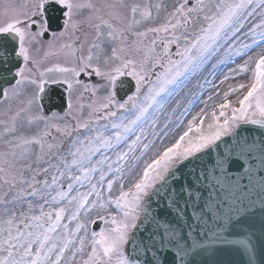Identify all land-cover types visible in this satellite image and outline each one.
I'll use <instances>...</instances> for the list:
<instances>
[{
	"label": "snow or ice",
	"instance_id": "6c2138e0",
	"mask_svg": "<svg viewBox=\"0 0 264 264\" xmlns=\"http://www.w3.org/2000/svg\"><path fill=\"white\" fill-rule=\"evenodd\" d=\"M49 33L68 66L41 70ZM49 84L62 111L45 110ZM0 104V264H184L199 245L181 233L209 214L254 254L245 200L264 191V137L238 129L264 128V0H31L0 23Z\"/></svg>",
	"mask_w": 264,
	"mask_h": 264
},
{
	"label": "water",
	"instance_id": "95a60500",
	"mask_svg": "<svg viewBox=\"0 0 264 264\" xmlns=\"http://www.w3.org/2000/svg\"><path fill=\"white\" fill-rule=\"evenodd\" d=\"M58 13V12H55ZM56 22H58L56 20ZM66 93L64 92V86L60 84H49L46 86V95L44 98L45 110L49 111L50 108L64 107V99ZM238 131L242 132V135L247 136L250 140L256 139L259 141L264 137V128L259 125H241ZM232 137H222V141L231 142ZM220 144V150H223L224 144ZM217 150H213V157ZM207 159V157H205ZM247 182V181H245ZM264 196V191L261 190L258 183L254 184L253 190L248 198L245 200V207L250 208L254 213L247 223L249 225V232L251 234L252 243L255 246V252L253 255H249L242 249H237L235 245L225 244L222 242V238L234 239L235 235L229 236L228 233L217 232V227L223 223V221L214 222L209 217H205L204 220L207 224L202 221L193 219V231L191 235H188L189 229L187 226L184 227L181 236L187 238L188 246H191L193 240L199 245L196 248H192L186 256H184V264H264V213L261 212L262 205L259 201V197ZM155 199V198H154ZM249 201H252L250 204ZM155 207V205H153ZM189 215L193 209H189ZM247 216L248 213H242ZM199 225V227H197ZM96 226H100V222H97ZM180 244H184V239L179 240ZM173 255L176 254V249L171 247Z\"/></svg>",
	"mask_w": 264,
	"mask_h": 264
},
{
	"label": "rangeland",
	"instance_id": "374dc122",
	"mask_svg": "<svg viewBox=\"0 0 264 264\" xmlns=\"http://www.w3.org/2000/svg\"><path fill=\"white\" fill-rule=\"evenodd\" d=\"M92 2L94 4L97 3L98 6L100 7L102 5V3L104 2V0H92ZM16 6H20V4H16ZM17 10H20V9L14 8V10L12 12L8 13V16H10L14 11H17ZM88 15H89V12L87 9H85L84 12L82 13L81 17H80L82 20H85V24H87V25H88V23H87ZM7 19H8V17L7 18H0V23L4 22ZM91 31L93 32L92 29H91ZM91 31H88L89 39L91 38V35H92ZM71 37H74V34H70L69 38H71ZM60 50H61V48H60L59 44H54L51 48H49L47 41L42 43V45L39 48V51L34 52V56L36 57V59L39 58L41 70H43L44 68H47V67H54L56 65L68 66L71 63L72 57L70 56L69 51L63 53V52H60ZM259 51H260L259 48H254L253 51L249 53V55L255 56L256 53H258ZM45 52L49 53L46 57H45ZM244 59H247V57H244ZM240 62H241V60L237 59V63H240ZM230 66L234 67V65H230ZM209 68H210V66H209ZM226 71H227V68L218 69L217 70V77H221L222 73L226 72ZM52 73H54V76L57 79H59L61 76V74L58 72H52ZM52 73H49L48 75H50ZM250 75H251V73H248V74H245L244 76H242L238 79L242 82H247ZM205 77L207 79H212L210 71H205L201 77H198V79L202 83L203 79ZM56 78H53V79H56ZM216 82L218 83L219 81L217 80ZM236 82H237L236 80H231V81L227 82L225 85H223V88L227 89L228 84H235ZM189 89H191L192 91H196V92L200 91L199 89L196 88V80L192 81ZM207 89H208V86L206 85L205 90H204V96L202 98H206L210 94ZM23 99H24V96H21L20 100L22 101ZM232 99H235V97L233 96ZM16 102L17 103H15V102L14 103L15 104L20 103V101H16ZM213 102H219V99L217 98L215 101H209V105L211 106V104ZM6 107H7V105L0 104V117L1 118L2 117L5 118V116H3V113L5 112ZM85 114H86V111H85ZM177 115H179V112H177ZM161 119L163 120V117H161ZM94 215H95V213H94Z\"/></svg>",
	"mask_w": 264,
	"mask_h": 264
},
{
	"label": "flooded vegetation",
	"instance_id": "af4514ba",
	"mask_svg": "<svg viewBox=\"0 0 264 264\" xmlns=\"http://www.w3.org/2000/svg\"><path fill=\"white\" fill-rule=\"evenodd\" d=\"M30 3H31V0H0V18H7L8 17L7 11L10 9L8 5H12V6L15 5V7H21L23 10ZM16 4H20V6H16ZM96 5H97V7H99L97 3H96ZM81 27L83 28L84 32H86V30L88 29V28H84L83 25ZM77 34H78V32H77ZM78 35H81V34L79 33ZM81 37H83V36H81ZM47 39L48 40L51 39V33H49ZM34 52H33V55H34ZM83 102H88V101H87V99H85V101H83Z\"/></svg>",
	"mask_w": 264,
	"mask_h": 264
},
{
	"label": "bare ground",
	"instance_id": "6f19581e",
	"mask_svg": "<svg viewBox=\"0 0 264 264\" xmlns=\"http://www.w3.org/2000/svg\"><path fill=\"white\" fill-rule=\"evenodd\" d=\"M191 85V84H190ZM190 85H189V87H190Z\"/></svg>",
	"mask_w": 264,
	"mask_h": 264
}]
</instances>
